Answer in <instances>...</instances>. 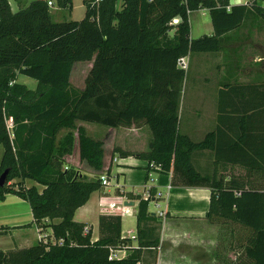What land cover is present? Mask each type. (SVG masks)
<instances>
[{
    "label": "trees",
    "instance_id": "16d2710c",
    "mask_svg": "<svg viewBox=\"0 0 264 264\" xmlns=\"http://www.w3.org/2000/svg\"><path fill=\"white\" fill-rule=\"evenodd\" d=\"M46 2L29 0L11 12L7 0H0V172L8 170L0 200L7 193L25 200L34 223L50 228L51 241L0 250V264H138L141 249L158 245L147 225L158 220L147 211L151 187L149 196L125 194L137 200L136 246L123 258H108L110 249L130 246V239L120 237L119 216H98L95 241L72 220L101 183L60 167L72 146L71 130L77 133L79 159L94 171L101 169L103 153L102 141L87 136L76 121L121 128L112 153L170 172L171 184L207 187L206 221L226 225L250 263L264 264V180L254 183L255 174L264 173V81L219 85L215 125L192 141L177 130L184 70L176 66L192 52L222 50L227 33L247 17L264 20L261 7L236 4L226 10L229 0H83L80 20L56 21ZM57 4L69 8L70 0ZM200 7L208 10L213 32L190 39L187 15ZM90 60L83 88L74 89L72 65ZM16 75L34 80V88L16 82ZM130 128L146 135L142 150L116 144L124 143ZM61 129L66 131L57 139ZM196 150H210L214 165H236L245 173L227 180L200 175L190 162ZM13 179L42 188L20 181L8 186Z\"/></svg>",
    "mask_w": 264,
    "mask_h": 264
},
{
    "label": "crops",
    "instance_id": "0c3cea01",
    "mask_svg": "<svg viewBox=\"0 0 264 264\" xmlns=\"http://www.w3.org/2000/svg\"><path fill=\"white\" fill-rule=\"evenodd\" d=\"M28 1L7 0L11 12L26 5ZM242 2L243 0H229V5L242 4ZM203 16L207 18L204 23ZM187 19L188 37L190 39L212 34L213 29L206 8L200 7L188 12ZM234 32L235 30L227 33L228 38L223 42L222 49H225L226 43L235 42L236 35ZM218 52H212V56H218ZM190 56L191 54H187L183 57L189 60ZM256 58L261 59L264 56L260 57V55H257ZM90 66L91 62L89 63V68ZM177 66L179 67L178 64ZM233 80L241 83L250 81L259 83L260 81H264V72H258L253 78H242L241 80L236 79L234 75H230L226 83H231ZM215 103L216 101L214 100V110ZM74 124L76 127H83L85 134L91 138L96 134L90 133V127L94 126L99 130L95 125H88L83 123V121H76ZM214 125L215 123H182L177 127V130L188 136L192 141H197L207 131L211 130ZM256 127L258 129L259 123H256ZM108 130H113V133H111L109 138L110 144L108 147L106 146V149L104 141L101 139L103 153L102 166L99 171H94L83 160L79 159L77 133L75 129L71 130L73 142L69 153L62 155V166L71 167L88 179L94 177L99 178V176L104 175L108 181L107 185H101L99 189L92 191L87 200L74 210L72 220L83 224V227H86L87 232L90 234V241H95L98 238V216L100 214L119 216L120 237L130 239L131 245L127 248H112L109 254L111 259L123 258L129 254L130 248L135 247L134 234L137 206V200L127 198L125 194L130 193L133 196L143 195L146 188L150 186L154 190V193H158L159 196L151 197L147 205V211L151 215H154V213L161 215L158 220L161 221L162 228L166 227V225H172L179 231L177 236L174 237L176 238L175 240L173 237L169 239V246L167 248L161 247L166 237H164V234L160 237L155 264H211L209 251L212 247V241H216L215 237H218V234L225 235L224 232H227V236L231 239V233L224 224H212L206 221L204 214L208 206L209 189L204 186L171 184L170 172L161 171L159 168L148 167L144 159L135 158L131 155L120 157L118 154L112 153L111 150L115 144V137H113L115 128L108 127ZM141 130L142 128H130L128 130V134L133 138L129 147H124V143L121 142H116V144L120 148L128 150H142V148L136 147V143L140 140V136L143 133ZM65 131V129H61L60 133L58 132L57 134V139H60ZM119 132L122 133L123 131L120 130ZM190 162L194 170L200 175H210L213 173L214 163L210 150L193 151L190 154ZM112 164H115L113 171H111ZM225 165L228 167L225 168ZM219 168L220 171L217 174L224 180H227L232 175L243 176L245 173L243 168L236 165L222 164V167ZM233 168L234 170H232ZM150 172L155 175L154 178L150 176ZM263 174H255L256 178L254 179V183L256 185L263 183V179L259 178ZM18 181L20 180L15 179L13 182L16 183ZM20 182L25 187L34 185L39 190L42 188V186L28 179ZM129 201L132 204H126ZM109 204H113L110 209ZM151 205L155 209H150ZM165 213H167V216ZM56 221L57 219L51 220V222ZM41 222L47 223L46 219ZM192 227H199V231H192ZM41 234L49 236L50 228L48 226L38 227L34 223L27 202L14 194H5L3 199L0 200V250L6 252L13 249L29 247L39 241L38 236ZM175 252L178 255L176 258L174 255Z\"/></svg>",
    "mask_w": 264,
    "mask_h": 264
},
{
    "label": "rangeland",
    "instance_id": "374dc122",
    "mask_svg": "<svg viewBox=\"0 0 264 264\" xmlns=\"http://www.w3.org/2000/svg\"><path fill=\"white\" fill-rule=\"evenodd\" d=\"M50 1L52 4L48 5V8L53 20H80L84 15L85 6L83 0H70L69 8L59 7L57 0ZM257 16L254 21H251L249 17L243 21L234 32L236 35L235 42L226 43L225 49L220 50L218 56L213 57L212 52H192L189 60H186V57L180 58L178 65L184 70V75L179 91L177 127L182 123H215V110L213 108L217 95V86L225 84L230 75H234L236 79L241 80L242 78H253L258 72H264V58H256L257 55H260V57L264 56V20ZM206 19L203 16V23ZM90 62L91 60L75 62L72 65L69 84L74 89L80 90L83 88L84 78L87 75ZM15 81L29 89H33L35 86V81L22 75H16ZM6 123L9 124V121ZM83 123L95 125L99 129L97 130L94 126H91L90 133L96 134L93 135L94 139H103L106 149V146L108 147L110 144L109 138L113 130L107 131L108 127L96 123L84 121ZM120 129L115 128V134L113 136L115 140L118 139ZM123 140L126 146H129L133 138L129 135V137H123ZM146 142V135L142 134L136 147H144ZM60 167L64 169L62 165ZM114 167L115 164H112L111 171L114 170ZM219 167H222V164H216L212 169L215 177L218 176L217 173L220 171ZM227 167L225 165V168ZM221 170L223 171V169ZM111 176L113 175L111 174ZM150 176L152 178L155 177L152 172H150ZM260 177L264 180V174ZM14 180L8 181V186L13 187V184H15L13 182ZM119 180L121 181V179ZM150 209L155 208L151 205ZM154 216L158 219L161 215L154 213ZM147 225L151 230V235L158 236V242L163 234L166 237V240L162 242V248H167L169 246V239L176 237L179 233L177 228L172 225H166V227L162 228L160 220L148 222ZM191 230L194 232L199 231V227H192ZM224 233L225 235L218 234V237H215L216 241H212L211 243L212 247L209 251L210 263L251 264L250 260L245 257L241 250L242 246L240 242L231 241L227 236V232ZM47 239L51 241L49 236H47ZM134 245L136 246V239H134ZM229 246H232V248ZM157 247L158 245L150 250L141 249L138 264H155L158 251ZM176 254L175 252V258L178 256Z\"/></svg>",
    "mask_w": 264,
    "mask_h": 264
},
{
    "label": "built area",
    "instance_id": "2783aa9c",
    "mask_svg": "<svg viewBox=\"0 0 264 264\" xmlns=\"http://www.w3.org/2000/svg\"><path fill=\"white\" fill-rule=\"evenodd\" d=\"M46 3H47V5H50L51 2H50V1H47ZM242 4H245V5L258 4V5L261 7L262 11H264V2H259V0H243ZM229 7H230V5H226V6H225V9H226V10H229ZM181 58H182V57H181ZM179 60H180V58L177 60V64H179ZM180 67H181V66H180ZM148 167H151V168H158V167L152 165L151 163L148 164ZM64 169H66V167H64ZM99 180H100L101 185H107V184H108V181H107V179L105 178L104 175L99 176ZM149 188H150V186H148V187L146 188V190H145L143 196H149V192H148ZM154 194H155V195H154ZM154 194H153V196H152L153 198L156 197V196H159L158 193H154ZM112 206H113V204H109V209H110V207H112ZM160 214H161V213H160ZM86 232H87V228H86V227H83V228H82V233L85 234ZM50 238H51V237H50ZM38 240H39V241H42V242H45V241L48 240V239H47V236H46L45 234H41V235L38 236ZM61 243H62V239H59V240L57 241V244H61ZM109 253H110V252H109ZM108 258L111 259L110 254L108 255Z\"/></svg>",
    "mask_w": 264,
    "mask_h": 264
},
{
    "label": "water",
    "instance_id": "95a60500",
    "mask_svg": "<svg viewBox=\"0 0 264 264\" xmlns=\"http://www.w3.org/2000/svg\"><path fill=\"white\" fill-rule=\"evenodd\" d=\"M7 169H3L1 172H0V186H2L5 182V177H6V174H7ZM126 204H132L131 201L127 202Z\"/></svg>",
    "mask_w": 264,
    "mask_h": 264
}]
</instances>
